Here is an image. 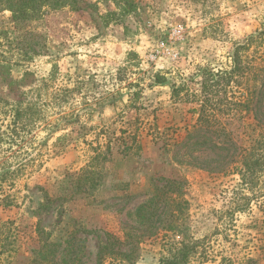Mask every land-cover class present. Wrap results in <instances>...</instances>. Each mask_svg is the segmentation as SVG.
Here are the masks:
<instances>
[{
    "label": "rangeland",
    "instance_id": "374dc122",
    "mask_svg": "<svg viewBox=\"0 0 264 264\" xmlns=\"http://www.w3.org/2000/svg\"><path fill=\"white\" fill-rule=\"evenodd\" d=\"M79 5L46 12L19 29L9 11H0V30H8L0 57L13 79L24 81L23 100L36 103L45 119L10 150L0 139V161L18 169L0 182V197L8 193L12 201H0V264H97L98 248L110 235L117 238L114 250L129 254L122 264H158L160 225L170 221V210L158 208L146 221L138 211L153 193L161 199L172 181L179 222L204 238L209 258L201 264L249 258L264 264V175L249 207L221 219L233 198L246 204L251 194L237 193L231 171L219 172L228 156L211 145L209 134L189 136L198 105L181 101L185 89L199 92L202 68L229 69L235 45L245 43L244 86H229L227 96L245 94L247 83L254 89L256 115H238L237 144L251 145L259 136L264 0ZM183 84L173 96L172 87ZM103 264L119 263L108 258Z\"/></svg>",
    "mask_w": 264,
    "mask_h": 264
},
{
    "label": "trees",
    "instance_id": "16d2710c",
    "mask_svg": "<svg viewBox=\"0 0 264 264\" xmlns=\"http://www.w3.org/2000/svg\"><path fill=\"white\" fill-rule=\"evenodd\" d=\"M85 0H0V11H9L10 20L13 28L19 29L21 23L27 21H34L42 18L46 12L57 11L64 8L73 11L80 10V3ZM33 33L32 31H26ZM25 35V34H24ZM36 35H40L39 33ZM8 36V30H0V38ZM17 36H22L17 33ZM245 43H237L231 53V64L227 70H218L216 72L205 67L199 72L200 89L199 92L191 90L189 92L185 89V97L181 101L196 102L197 120L189 132V136L193 134H209L206 138L211 142V145L218 150H225L227 153V160L220 164L219 172L231 171L238 176V185L241 190V196H244V190L248 191L251 196L245 197V203H239V198H233L230 207L227 210L220 211V218L222 215L234 213L241 210L245 206L249 207V202L255 195V190L258 187L260 175H264V126L258 124V137H255L251 145H238L241 136L238 129H236L240 121L238 115L243 112H253L252 94L254 89L245 85L246 93H239L229 99L227 96V88L236 85L242 88L243 83L240 78L245 73V66L240 54L241 49ZM27 74V72L25 73ZM157 77L156 79H158ZM24 81L14 80L11 76L10 64L4 57H0V139L5 138L8 143L7 150L12 149L14 144L25 140L32 130L45 119L42 111L36 103L23 100L24 92H21V85ZM184 88L182 86L174 85L172 91L173 96H178V91ZM65 90V89H63ZM21 92V93H20ZM59 96V95H58ZM57 98V97H56ZM176 102V100H175ZM253 113L256 112L254 111ZM8 121L5 122V119ZM5 122V125H3ZM1 126L5 128L2 130ZM256 131V130H255ZM217 139L218 143H213ZM216 140V142H217ZM220 142V143H219ZM4 158V157H3ZM7 167V168H6ZM0 182H3L6 176L15 175L18 169H10L6 166V158L0 161ZM175 182L168 185L166 183L162 188H166L164 196L160 199L156 193H153L148 199L147 203L143 205L138 214L148 220L158 208L170 210L171 219L161 223L162 234V255L158 264H190L192 260L199 259L198 263L208 260V255L204 250V238H195L189 230V224L179 222L176 215V209L180 207L179 203L172 198L171 190ZM244 189V190H243ZM171 192V193H169ZM170 195H169V194ZM0 201L3 205L11 204V197L8 193H2ZM170 200L168 202V200ZM178 204V205H177ZM176 208V209H175ZM144 222V221H143ZM166 222V223H165ZM111 240L102 244L97 252V264H103L106 259L116 260L119 264L127 262L129 254L114 250V243L117 241L115 236L110 235ZM204 250V251H203ZM246 264H258L254 259L249 258Z\"/></svg>",
    "mask_w": 264,
    "mask_h": 264
},
{
    "label": "built area",
    "instance_id": "2783aa9c",
    "mask_svg": "<svg viewBox=\"0 0 264 264\" xmlns=\"http://www.w3.org/2000/svg\"><path fill=\"white\" fill-rule=\"evenodd\" d=\"M179 29H181V28H179ZM179 29H176L174 32H177ZM161 44H163V43H161ZM171 55H172L173 58H176L177 57V54L176 53H174V54L171 53Z\"/></svg>",
    "mask_w": 264,
    "mask_h": 264
}]
</instances>
